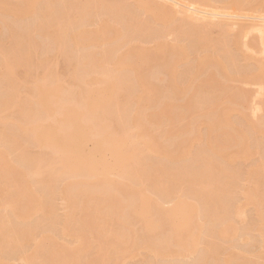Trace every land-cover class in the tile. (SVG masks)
<instances>
[{"label": "bare ground", "instance_id": "6f19581e", "mask_svg": "<svg viewBox=\"0 0 264 264\" xmlns=\"http://www.w3.org/2000/svg\"><path fill=\"white\" fill-rule=\"evenodd\" d=\"M255 1L31 0L25 7L12 2L8 10L0 3V22L12 40L0 56L15 61L0 65V195L8 194L6 204L11 210L0 214V264L6 254L24 257L30 239L39 234L48 246L38 264H92L94 249L100 252L101 248L87 236H102L105 225L111 238H105L103 249L115 250L129 243L137 222L141 236L133 247L142 244L154 228L155 244L171 258L178 254L175 248L184 238L182 248L197 254L199 236L189 233L191 224L199 234L219 236L227 243L238 239L231 205L240 168L234 164L257 150L260 162L248 170L249 176L256 175L254 188L246 193L262 196V201L264 116L248 123L247 132L241 135L238 128L222 122L224 117L217 109L219 97L240 106L245 103L244 92L230 94L229 82L260 80L259 92L264 90V64L252 59L245 66L240 62L248 60L246 53L252 51L253 45L245 40L252 32L258 34L260 54L264 55V14L245 13ZM227 10L245 15L228 14ZM233 18L259 23H232L229 19ZM148 43L155 44L150 57L140 45ZM199 50L205 54L200 56ZM27 51L39 54L37 66L42 75L32 76L33 58ZM60 56L64 72H69L68 87L54 70ZM18 65L25 67L23 86L16 74ZM180 65L185 67L178 73ZM149 67L153 68L150 74ZM161 71L178 96L193 87L192 77L206 74L208 78L198 86H205L207 95L184 100L181 106L172 101L156 103L149 116L164 117L173 124L183 115L181 110L197 114L196 108L209 102L206 133L176 142L171 127L150 147V153H144L142 147L153 142L135 143L133 139L142 138L140 118L160 91L152 79L161 82ZM105 84L112 85L119 103L98 95ZM262 101L258 108L264 111V98ZM8 109H15V116L8 115ZM134 128L140 133L133 135ZM77 136L102 140L100 153L107 151L110 157L99 169L78 160L72 147ZM39 145L46 150L40 157L30 152ZM215 183L216 187L205 188L204 184ZM174 187L181 188L178 197H174ZM148 191L158 199H169L172 206L161 207ZM56 193L65 195L69 212L63 219L55 217L51 204ZM75 209L85 227L74 220ZM37 213L40 216L33 220ZM258 221L264 243V213L258 214ZM47 226L49 231L44 230ZM75 231L81 233L74 236L77 243L73 248L58 241L59 234ZM223 249H207L190 264H225L220 258ZM153 254L159 257V250ZM24 258L34 264L29 256Z\"/></svg>", "mask_w": 264, "mask_h": 264}, {"label": "rangeland", "instance_id": "374dc122", "mask_svg": "<svg viewBox=\"0 0 264 264\" xmlns=\"http://www.w3.org/2000/svg\"><path fill=\"white\" fill-rule=\"evenodd\" d=\"M12 2H18L20 5L25 7V5L31 2V0H0L2 7L6 10L9 9L8 4ZM259 5H262V8L260 6L261 9L257 7ZM218 7L216 8L217 10H219ZM213 10L215 11V8H213ZM220 11H222V8H220ZM227 12L229 14L230 11L227 10ZM245 13H248L250 16L255 15L257 17V15H260L263 17L264 0H256L255 2H253L250 11ZM230 14L243 15L244 13L241 12L236 14V12L234 13L230 12ZM229 21L230 22L232 21V23L233 21H235L236 23L239 21H241V23L244 22L249 24L259 23L258 20L247 19L246 22L245 19L243 20L239 18H235V19L233 18L232 20L229 19ZM214 22H217V20H215ZM8 24L10 26L14 25L12 20H8ZM215 33L216 30H214V33L211 35L213 38ZM167 39H168L167 41H170V37ZM245 40L246 42H249L250 45H253V48L252 51L246 53V57H248V60L245 61L240 60V62H242V64H244L245 66L247 65V63H250L249 60L252 59L255 61H260L264 64V55L260 54L258 34L252 32L250 34V37L248 36L247 39ZM11 42L12 40L10 38L9 30L6 28L4 24L0 22V51L3 52H5V50L7 51L10 48ZM140 45L144 49H146L147 51L146 53L148 54V57H150L153 52V48L155 44L148 43V44H140ZM33 51L36 50L33 49ZM33 51L30 52L33 58L32 76L36 77L42 75L43 70L37 66L41 61V59L39 58V54L35 56ZM199 52H200V56L205 54L201 50H199ZM27 54H29V51H27ZM190 59H192V57H190ZM58 61L59 64L57 63L58 65L55 66L56 68L54 67L55 68L54 70L57 71L60 80H62L64 86L68 87L70 85L69 84L70 80L68 76L69 72L67 71L68 69H66V73H65L63 67V60L61 56L59 57ZM14 62H15L14 60H9L8 62L7 58L0 56L1 66H3L5 63L13 64ZM104 65L108 68L112 67L110 64H104ZM184 67H185L184 65H180L179 68L177 69L178 73L182 72ZM15 68H16L18 82L20 86H23L24 82H22L21 79L23 78L22 73L24 75L25 67H21L18 65ZM152 69H153L152 67L148 68L149 74L152 71ZM161 74H162L161 82L152 79V82L158 85L160 91L154 94L153 98L151 99V103H149L146 106V108L143 111L144 115H142L140 118L141 127L139 129H141L140 131H142L143 133L142 138L133 139L135 143L146 142L147 144L149 142H153L146 147H142V151L144 153H150V147L155 145L156 142L161 141L166 130L171 127L173 129V133L175 135L174 140L176 142H181L186 139L198 138V136L200 135L205 136L206 133L205 126L208 116L205 114V112L209 111V109L211 108L209 102L199 105L196 108L197 114L192 115L191 113H185V111L181 110L183 115L175 119L173 124H171L170 122H166L164 117H150L149 115L153 113L154 110L156 109L155 107L156 103H166V102L168 103L172 101V103L175 106H181L183 105L184 100L194 99V97L196 98L197 95L200 96L201 94L202 96H206L207 92L205 91V86L202 89L198 86V84L205 81V79L208 78L207 75L201 72L196 74L194 77H192L193 87L189 89L185 94L178 96L175 93L174 88L171 85V82L165 76L166 73L164 71H161ZM140 75L144 77L148 76L144 72H141ZM180 78L181 76L178 75L177 80H180ZM260 86H262L260 80H253L251 82H243L236 80L229 82L230 94L238 93V92L245 93L244 95L246 97V100L243 106H240L237 102H229L227 100L225 101L223 97H219L218 99L221 105L217 109V113H219L221 116L224 117V119H222V122H224L226 125L230 127L238 128L239 133L241 135L247 132V128H249L248 123L257 122L260 119V117L264 116V111L262 109L261 110L259 109L263 103L262 99L264 98V90H261V92H259ZM100 89L101 91L98 92V95H104L110 101L111 98L113 97L112 85L105 84ZM28 95H31V93ZM111 101L112 103H117V102L119 103L121 100L118 97H113ZM257 109H259V111ZM179 110L180 109H178V111ZM7 114L10 116H15L16 110L8 109ZM171 116L174 117L175 113L171 112ZM139 133L140 132H138L137 128L132 129L133 135H137ZM91 139L92 138L84 139L81 136H77L73 140L72 147L74 149V152H76V156L78 160L80 159L81 162H84L86 164L90 163L89 164L90 166L93 167L96 166V168L99 169L101 167L102 161L104 159H108V157L110 156L106 154L107 151L103 152L102 154L100 153L101 150L100 145H102V140H100L99 138H95L92 140ZM169 145H171V143ZM30 152L31 154L40 157V154L45 153L46 150L39 145L38 147L32 148ZM259 162H260V156L257 154V150L254 148L248 156H246L242 160L236 161L234 164L235 166H238L240 168V173L238 177L235 178L238 179L236 182L237 188L234 189V191H236L235 201L234 202L232 201V205H231V207L235 209L232 215V219H233L232 222L234 227L239 230V232L235 236L238 237L237 240L227 243L224 240V238H220L219 236H210L209 234H205V233L199 234L197 230L193 229V226L191 224V226L189 225V233L192 232L194 237L199 236L198 245L196 246V248H198L197 254L187 253V251L184 248H182V243H184L186 240V238H184L179 240L181 244L179 245V247L175 248L178 249V254L173 258H171L167 256L166 251L162 250L160 247H158L155 244L156 231L154 228H150L149 233L146 235L144 241H140L142 242V244H137L135 247H133V242H136V238L137 240H139L141 236V234L139 233L140 226L137 224V222H136L135 235L130 237L131 241L129 243L120 246L118 245L117 249L115 250H113L112 248L103 249V247H105L106 244L105 238L110 237V235L107 233L109 226L105 225L104 226L105 232L102 234V236L96 233L94 234V239H92L90 236H87V240H92L94 242V245H98L101 248L100 252L99 249H97V247L94 249L92 264H103L106 261H109L110 264H154L156 262L157 263L159 262L161 264H165L167 262H171L173 264H190L195 259H197L198 254H201L210 248L216 249V252L217 250L224 248L223 250L220 251V258L225 262V264H264V243L261 240V229L258 227V222H259L258 214L264 213V198L262 199V201H260L259 197L262 196H257V194L254 193H249V194L246 193V190H250L254 188L253 180H255L256 178V175L254 176L248 175L249 167L253 163L258 164ZM0 168H1V164H0ZM38 179L39 178L34 177L33 180L36 182L38 181ZM110 179H115V178L111 177ZM204 185L207 190H210L211 187L214 188L218 184L215 183L214 185L213 184H204ZM180 189H181L180 187L173 188L174 197H178L180 195ZM147 194L154 199L153 200L154 202L158 203L163 208H170L172 206V203L168 202L169 199L168 200L158 199L157 196L150 193L149 191L147 192ZM7 196L0 195V214H9L11 211L6 204V201L8 200ZM71 196L73 198V195ZM64 198L65 195H60L59 193H56L52 197L51 204L54 208V214L55 217H58L59 219H63L66 216V214L69 212ZM222 205L224 206V201L222 202ZM39 216L40 213L35 214L33 216L34 217L33 220H37ZM79 217H80L79 209H75L74 220L77 222V224L80 225V227H85L83 220ZM49 229H50L49 226L44 228V230L46 231H49ZM79 229L81 230V228ZM80 233H78V231H75L74 233H70V234H59V236H57L58 241L62 244H65L73 248L77 243L76 238L74 236H78V234ZM83 237H86V235L83 234ZM47 246H48V241L45 239V237L42 234H39L37 237H35L34 240L32 238L30 239V243L25 251L24 257L29 256L30 259L34 262V264H38L44 260V250L47 248ZM155 249L159 250V257H156V255L153 254V250ZM97 252H99V254H97ZM24 257H19L17 254L13 255L10 253L8 255L7 254L3 255L2 260L4 264H29ZM68 263L81 264V261H75V262L69 261ZM210 263L211 262L208 261L205 264H210Z\"/></svg>", "mask_w": 264, "mask_h": 264}]
</instances>
